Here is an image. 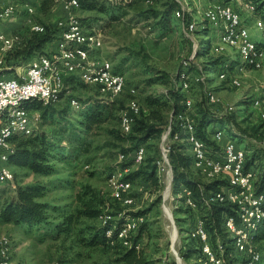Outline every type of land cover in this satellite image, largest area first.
I'll return each instance as SVG.
<instances>
[{
  "label": "rangeland",
  "instance_id": "rangeland-1",
  "mask_svg": "<svg viewBox=\"0 0 264 264\" xmlns=\"http://www.w3.org/2000/svg\"><path fill=\"white\" fill-rule=\"evenodd\" d=\"M11 1L18 4V10H15L9 20H0V28L4 29V32H11V30L15 32L26 31V28L23 29L27 14L25 3L35 7L31 19L44 23L55 25L56 20L62 13L58 0H6L5 2ZM95 1H97L99 8L94 10L78 9L79 16L86 20L85 28L88 31L102 33V44L89 50L87 61H91V63H88V67L85 68L97 69L104 60H109L114 69L125 76L127 88L129 85L130 87H136L135 96L141 104L142 113L145 115L150 113L152 107L155 108L164 103L161 106L164 131L158 137L146 142V144L150 142L153 145L152 148H149L148 153L145 149L146 155L153 154L155 150L161 157L162 146H169L174 140H179L174 137H168L167 140L162 139V135L166 134L167 128H171L169 121L172 113V100L169 99L170 94L167 93L171 87L183 92L185 100L189 99L191 101V104L187 106L189 119H192V112L196 111L197 107H209L211 111L228 118L235 129H238V127L243 129L250 136V139L246 138L247 145L250 144V146L260 147L264 150V126H260L262 122L259 121V110L252 104L253 99L260 96L261 89H264V33L255 27L256 20L262 18L259 11L256 9L249 11L239 1L234 3L241 14L243 23L249 28L252 40L261 44H259L262 51L260 66L246 65L251 68L244 71L242 70L244 67L239 68L240 64H238L235 71L237 69L242 70L240 73L236 72V75L240 77V86H235L219 77L221 70L226 67L219 71L220 67L214 66L205 69L206 72L201 70L199 73L188 70L191 74L201 75L203 80L202 82H195L192 78L190 86L182 90L179 71L186 72L188 66L201 64L204 56H199L198 51L200 45H206L204 41H208L209 59H214L216 55L223 53L226 58H231L234 62L238 60L241 62L235 49L225 48L220 50L218 48L216 42L218 28L209 23L203 15L208 0H181L190 8L185 17L188 18L189 16L188 21L193 24L192 31L186 27L188 23H184L182 17L178 16L176 7L169 11L166 16V23H157L163 13L158 18H148L145 15V10L149 8L163 12L169 6L168 3L171 0ZM129 2L130 4H127ZM13 17L14 20H11ZM14 21L19 22V26H14ZM25 33L27 35V32ZM24 61L27 62L28 60ZM198 67L200 68V66ZM85 68L80 69L78 73L70 74L79 77L75 76L71 79L74 83L72 86L65 88L64 85L60 100L53 105L58 109H65L64 119L47 116L44 118L40 110L32 109L31 111L28 109L30 116L27 121L32 127H35V132L45 129L47 132L58 134V137L63 138L62 142L59 141L64 145L63 153L58 152L54 159L57 171L49 175L36 174L27 168H20L6 162L10 169V175L0 183V201L12 196L17 185L40 181L47 185L42 199L57 207V210H50L51 220L58 219L59 221L62 213L73 211L78 206L76 195L82 191L84 185L88 184L98 190L110 203H113L114 207L110 211L121 210L123 216L128 215L131 217L134 215L126 214V210L143 211L142 215L134 217H139L135 221L146 222L140 243L146 245V255L152 260L153 264H172L173 261L178 264L173 249L181 257V264H199L198 256L195 254H191L189 257L180 255L185 244L189 241L187 233L191 224L190 219L187 221L185 213H177V207L185 204L181 200L182 197H176V193H179L181 187L184 186H180V189L173 193V171L170 161L169 164H166V173L160 170L161 167L163 168V162L158 166L160 184L157 189L138 178L134 180V183L131 181L130 193L133 194L134 198L132 204L124 205L112 198V185L108 177L111 171L123 161L119 154L120 141L116 139L115 135L116 131L120 129L119 114L125 109L126 105L124 103L128 101L129 95L125 94L117 99L110 100L108 95L99 91L96 84L86 83L87 79L82 72L85 71ZM10 72L9 76L15 74L16 67H13V71ZM162 72L167 75V78L156 79ZM1 75H5V73ZM219 83L224 85L220 84L217 87L216 85ZM222 89L223 91L219 93ZM208 93L213 94L214 99H209ZM72 96L78 97L80 101L78 107L70 105L69 99ZM98 100L108 102L117 100V103L108 104V106L111 105L110 116L104 122L94 125L91 130L85 131L81 127L79 119L83 117V112ZM209 100L219 103H213ZM152 101H155L153 106L150 105ZM243 103H249L252 112H241L243 110L239 107ZM229 105H232L233 109L227 111L225 106ZM119 107H122V109L120 110ZM176 119L178 124L179 120L177 117ZM22 128L23 126L15 127L14 131L21 133ZM222 128L223 131L216 130V132L221 131L226 135L229 134L225 127ZM233 139L231 141L237 143L238 146H244V141H240L235 136H233ZM72 145L80 146V148H77L82 152L79 151L78 155L70 156L68 149ZM187 151L189 153V149ZM143 163V160L140 162L134 161L130 169L133 170L143 165ZM191 168L196 177L208 180L193 165H191ZM250 168L256 171L257 176V170L253 167ZM168 173L170 175L167 177L166 174ZM166 209L169 210V214L165 211ZM197 216L199 215H194L195 221ZM176 217L184 219V221H180L181 225L178 224ZM101 221V218L88 219L82 217L80 223L74 225V232L69 237H65L64 234L55 236L51 227L49 228L46 225L30 227L0 222V237L6 235L11 239V254L7 264H49L52 259H60L64 264H116L114 262L116 254L112 248L102 245H88L79 238L77 232L79 227L99 225ZM180 227H183V229ZM174 231L175 235H173ZM262 255L264 256V251H262Z\"/></svg>",
  "mask_w": 264,
  "mask_h": 264
},
{
  "label": "trees",
  "instance_id": "trees-1",
  "mask_svg": "<svg viewBox=\"0 0 264 264\" xmlns=\"http://www.w3.org/2000/svg\"><path fill=\"white\" fill-rule=\"evenodd\" d=\"M247 1L253 3L254 10L256 9L259 11L262 15L261 19H264V0ZM130 2L127 4H130ZM79 3V8L82 9L94 10L99 8L97 1L95 0H79ZM168 5L169 6L163 12L149 8L145 10V15L148 18H158L160 14L163 13L161 19L157 21V23H166V16L169 14V11L173 10L175 7L177 9L179 3L177 0H171ZM185 16L182 18L183 22L189 23V16L188 18ZM80 18V20L86 22L84 18ZM185 20H187V22ZM42 23L46 26L44 32L37 33L29 31L30 35H23L22 40L17 43L16 47L5 55V64L3 65V68L0 69V75L13 71V65L19 60H28L29 58L31 60L35 53L42 51L45 43L57 37V35H55L56 26L54 24ZM207 42L208 41H204L206 45L199 46L198 55L204 56L201 64L195 66L191 65V67L188 66L186 72L189 70L190 72L199 73L201 70L204 71L205 69L214 66H219V71L224 67L230 70L229 58H226L223 53L216 55L214 59L208 58L210 53ZM198 66H200V68ZM10 67L11 69H9ZM179 73H181V70ZM75 76L79 77L78 75H67L64 79V85L65 81H67L66 79ZM159 78H167V75L162 72L156 79ZM80 80L82 81L83 79L80 77ZM167 93L170 94L168 97L172 100V113L169 121L172 126L168 135L169 138H172L174 133L177 132L176 130L181 132V129L177 125L176 117L181 112H184L186 103L184 93L175 87L169 88ZM115 102L117 103V100L110 102L98 100L93 102L90 107L83 112V117L79 119L81 127L85 131H88L91 130L94 125L104 122L108 116H110L111 105L108 106V104ZM154 103L155 101H152L150 102V105L153 106ZM54 104L55 103L43 104L38 99H30L25 103V106L28 109L40 110L44 118L47 116L64 119L65 109H58L53 106ZM163 104L164 103H161L160 106H156L155 108L152 107L148 115L143 114L140 109V113L135 117L130 132L123 133L121 129L116 131V139L120 141V145L118 146L120 153H130L140 145H144L146 153H148L149 148H152L153 145L150 144V142L146 144V142L158 137L164 131V118L161 108ZM119 108L120 110L122 109V107ZM120 115L121 114H119V116ZM191 116L192 122H195L194 129L196 136L203 139L208 147L213 146L216 150H219L220 148H217V142L211 137L214 132L213 130H215L216 127H225L230 135L237 134V136L250 139V136L247 135L243 129L239 127L238 129H235L229 122L228 118L211 111L209 107L199 106L196 108V111L192 112ZM260 126H264V122L260 123ZM34 130L35 129H33L32 133L28 135H23L22 132H13L10 136L11 147L9 149L7 163L14 164L20 168H27L36 174L49 175L55 173L57 167L54 164V159L58 152L61 151L63 153L62 150L64 149V145L61 143L63 138L58 137V134L49 133L45 129H40L36 132ZM180 135L184 136L183 132ZM169 146L170 149L167 155L173 171V193H176L181 185H185L191 190L192 196L197 201L198 205V208L196 209L197 211L195 210L194 213L192 209L182 204L183 206L177 207V213H185V215H187V221L190 219L191 226L194 215L198 214L204 221L205 228L209 233L212 244L215 245L217 237H219L224 243H227L225 249L227 255L224 264H242L244 262L242 256L228 255L232 249L230 245L231 239L227 236V233L224 230V221L226 217L228 215H236L235 204L229 201H217L208 205L203 200V197L210 192L219 191L223 186H228V179L226 177H218L206 180L201 177H196L192 173V157L191 153H188L187 151L188 147L186 143L181 140H174ZM77 147L80 148L78 145H72L68 149L70 156L79 154L80 149ZM213 147H210V151L212 154L214 153L213 155H216L217 153L214 151ZM246 149L245 167H254L257 170L255 190L260 192L264 190V150L260 147L250 146V144L247 145ZM158 157L159 155L155 150L151 155L145 154L143 165L129 171L127 173L128 175L126 174V178L130 179L133 183L134 180L141 178L143 181H146L157 189L160 184L158 165L156 163ZM124 164L131 166L134 164V161L128 157L120 163L121 166ZM46 189L47 185L40 181L25 185H17L12 196L0 201V222L12 223L14 225H27L30 227H41V225H46L49 228L51 227L55 236L64 234L65 237H69L74 232V225L79 224L82 217L88 219H102V217L107 216L106 214H110L114 216V218L107 219L106 223L79 227L77 229L79 238L88 245H102L107 248H112L116 254L114 260L116 264H153L152 260L146 255V245L144 246L140 244L139 247H136V245L141 242L142 233L146 224L145 221L139 225L135 234L131 237V245L124 246L115 236H106V230L116 224V222L123 220L124 216L118 217L121 210L110 211L114 207L113 203H110L105 197H103L98 190L88 184L84 185L82 191L76 195L78 206L73 211L62 213L59 221L58 219L52 221L50 210H57V207L42 199L45 195ZM142 213V210H126V214L134 216H140ZM176 220L179 225H181L180 221H184V219L179 217H176ZM261 221L262 223L254 235V241L256 242L258 249L262 252L264 251V218ZM180 228L183 229V227ZM111 240H113V243H110ZM199 252L200 248L198 242L195 239L189 238V241L185 244L180 255L183 257H189L191 254L199 256ZM172 264H176L175 261H173ZM258 264H264L263 255L262 260Z\"/></svg>",
  "mask_w": 264,
  "mask_h": 264
},
{
  "label": "bare ground",
  "instance_id": "bare-ground-1",
  "mask_svg": "<svg viewBox=\"0 0 264 264\" xmlns=\"http://www.w3.org/2000/svg\"><path fill=\"white\" fill-rule=\"evenodd\" d=\"M57 1V0H56ZM67 1H77V0H67ZM221 3H226L230 7L231 13H233V22H235V28L236 31H238V34L242 37V40L245 41V43H239L236 41L235 37L233 36L232 31V25L228 21H226V13L224 12L223 7H220L219 2L217 0H208V5L203 11L204 17L209 21V23H212L214 26L218 28V40L217 45L220 50H223L225 48H232L235 49L240 56L239 62V68H243L246 65H251L252 67H259L260 66V57L262 56V51L260 48V45L258 42L253 41L249 32V28L243 23L241 14L239 10L234 6V3L237 1L241 2L244 7L249 10H254V5L250 1L247 0H219ZM179 3V7L176 9V13L180 15L182 18L187 14V11H190V8L185 4L182 3L181 0H177ZM28 5V12L34 13V6L31 4ZM3 9L5 10V14L12 15L15 12L14 6H11V2H2ZM25 10L27 12V6H25ZM184 13L185 15H182ZM188 26H190L188 28ZM190 31L193 30V24L188 23L186 26ZM255 27L261 30L264 33V19L258 18L255 22ZM28 32H44L46 27L45 25L37 21L36 19H30V26L27 27ZM73 31L76 32V38L71 37H64L62 39V51L63 54L66 56L60 57V64H65L67 67H77L81 64V60L87 61L89 50L92 48H96L102 44L101 37L99 40V32L94 31H88L84 25H81L80 19H74L73 20ZM18 32V31H17ZM0 33H6L4 31H0ZM59 35H57V39L59 42ZM23 38V35L18 34H7L6 35V41H2V48H11V45H14L16 47L17 43H19ZM247 45V46H246ZM247 47L251 50H247ZM254 51L258 55V62L257 58L254 57ZM86 52V53H83ZM33 60V57L32 59ZM29 62V64L24 68L23 72H31L37 70V63H47V60H50V53L48 54H41L36 56V63H33V61ZM107 63V65H106ZM105 66H106V72H105ZM85 68V67H84ZM83 72V76L87 79L88 74H91V78L98 79V81H107L109 80V74L114 76H120L121 81V93L120 96H123L125 94H128V101H132V105H140V102L138 101L136 95V87H133L129 85L127 88L126 78L125 76L114 69V66L109 60H104L99 68L97 69H90L85 68V71ZM73 73H69L67 75H70ZM237 73L231 72V70L225 68L222 69L219 73V77L222 80H227L231 84L235 86H240L241 81L239 80L240 77L236 75ZM15 75V74H14ZM10 75V76H14ZM66 75V76H67ZM4 76H0V82L4 79ZM9 76V75H8ZM193 78V79H192ZM194 80L195 82H201V75L191 74L189 72H181L179 75V81L181 84V89H187L190 86V80ZM203 80V77H202ZM95 84L98 86L99 91L105 94V85L103 82H95ZM262 88V87H261ZM63 88H55L53 92H46L45 94V86L43 85H30V92L35 93H29L26 95H23L19 98H15L12 100L11 103V110L12 112H20L21 115H23L26 118H18V120L11 122L5 126H2L0 129V142L3 146H10L11 147V140L10 136L14 132L15 127H21L22 134L28 135L31 134L34 127L30 125V123L27 121L30 112L28 108L25 106V103L30 99H38L43 104H49V101H56L57 99H60V93ZM106 90H114V83H106ZM260 96L253 99L252 104L254 107L258 108L259 110V118L264 121V89H261ZM209 99H214V95L211 93H208ZM110 97V95H108ZM185 103L187 106L191 104V101L189 99L185 100ZM70 105L72 107H78L80 105V101L77 98L76 100H72V97L70 98ZM229 110L233 109L232 105H229ZM141 106H135L133 108V113L131 115V105H126L125 109L120 115V129L123 133H128L132 129V125L134 123L135 117L140 113ZM131 115V119H130ZM7 116H9V109H2V112H0V124H6L7 123ZM179 120V128L181 129V132L176 130L174 133V138H177L183 142L186 143L189 152L191 153L192 162L191 165H193L194 168H197L199 171H201L208 180L215 179L218 177H226L229 181L228 186H223L219 191L210 192L208 195H205L203 197V200L206 204H210L212 202H221V201H229L233 204H235L236 207V215H228L225 219V221H233L236 220L237 217L242 216L243 212V221H261L264 218V190L257 192L255 190V180H256V171L252 168L245 167V150L242 147H239L237 144H235L233 141L228 140L226 143H230L234 149L237 151V157L234 155H227L226 158H221L216 155H213L210 151V147L206 144V142L201 139L200 137L196 136L194 125H191L190 122H192L190 117H188V113L184 112L177 116ZM177 124V125H178ZM171 128L168 129V134ZM183 132L184 136H181L180 134ZM216 133V134H215ZM215 135H218L220 138L222 137L221 131H215ZM213 134V135H214ZM164 145V144H163ZM166 147V145H165ZM162 146V148H165ZM10 149V148H9ZM198 151H201V155L205 157V159H201L200 153ZM134 152H139L138 158L133 156ZM9 150L4 153V157L2 159V165H1V172L2 175H0V183L5 181L9 175H10V169L7 165V158H8ZM145 155V147L143 145H140L138 148H136L134 151H131L130 153H120V157L125 160L126 158H131L133 161L140 162L143 160ZM164 160L166 161V164H169V159L167 156V152H164ZM163 162L162 158L159 157L156 160L157 165H161ZM221 165V168L220 166ZM237 166L238 169H244V177L249 181V186H254L253 189L249 190V199L248 202H241L239 204L241 193L247 192V183L245 182H238V174L236 172H227L223 170L222 168H233ZM160 170H163L161 167ZM131 171L129 165H119L115 169H113L108 177L110 184L112 185V193L116 192V189H123V186L125 183H128V194L131 195L130 189L132 187L131 180L126 178V174ZM128 175V174H127ZM170 175V173L167 174V177ZM172 177V176H171ZM184 187H181L179 190V193H176V197L180 198L182 197V201L185 205H187L190 209L196 210L198 208L197 201L193 198L191 190L186 187L185 185H181ZM224 188H225V195L224 196ZM186 189V193L183 192V190ZM115 200L119 201L120 203L124 205H130L132 204L134 198L132 197H125V196H115ZM169 214V210H165ZM123 213H119V216H123ZM109 216V215H107ZM107 216L102 217L107 218ZM136 219H139V217H129L124 216L123 220L126 221H135ZM196 221H203L201 217L197 216ZM173 235H175V231L173 232Z\"/></svg>",
  "mask_w": 264,
  "mask_h": 264
},
{
  "label": "built area",
  "instance_id": "built-area-1",
  "mask_svg": "<svg viewBox=\"0 0 264 264\" xmlns=\"http://www.w3.org/2000/svg\"><path fill=\"white\" fill-rule=\"evenodd\" d=\"M108 1V0H107ZM219 2L220 7H223L224 12L226 13V21L232 25L233 36L235 37L236 41L239 43H245L242 40V37L238 34L235 28V22H233V13L230 11V7L226 3ZM62 13L56 20V32L55 35H59V42H55V48L52 50H48L46 52H39L33 55V63H36V56L41 55V53H50V60H47V63H37V70L31 72H23V70H18L16 68V73L14 76H4L2 82H0V112L2 109H9V116H7V123L0 124V129L2 126H5L11 122L18 120V118H26L21 115L20 112H12L11 110V103L12 100L15 98H19L23 95L30 92V85H43L45 86V94L46 92H53L55 88H64V79L67 74L69 73H78L80 69H84V67H88V63L91 61H83L81 60V64L77 67H67L65 64H60V57L66 56L63 54L62 51V39L64 37H71L76 38V32L73 31V20L74 19H81L80 16L77 14V10L79 8V0L77 1H67V0H58ZM121 3V2H120ZM11 6H14L15 10L18 8V4L14 1H11ZM27 6V14L25 19V26H30V19L32 17V12H28V5L27 3L24 4ZM124 6V5H122ZM182 15H185L182 13ZM9 17L12 15L5 14V10L2 6V0H0V20H9ZM187 22V20H185ZM81 25H85V22L81 20ZM46 27V26H45ZM190 26H188L189 28ZM23 31L18 32H9V33H0V67L5 64V55L14 49V45H11V48H2V41H6L7 34H18L21 35ZM102 37V33L99 32V40ZM247 46V45H246ZM247 50H251L247 47ZM219 51V50H218ZM86 53V52H83ZM254 57L257 58L258 62V55L254 51ZM107 65V63H106ZM106 72V66H105ZM202 82V76L201 80ZM95 82H103L105 85V95H110L111 99H117L120 97L121 93V81L120 76H114L109 74V80L107 81H98V79L91 78V74H88L87 82L89 84L95 85ZM106 83H114V90H106ZM77 96H72V100H76ZM60 99L56 101H49V103H56ZM213 103V100H209ZM124 105H131V115L133 113V108L135 106L140 105H132V101H125ZM225 109L229 111V107L225 106ZM184 112L188 113L187 105ZM130 115V119H131ZM191 125H195V122H190ZM169 126H172L171 123ZM212 139L216 142H219L221 139L218 135H211ZM168 138V128L166 134L162 135V139ZM170 146H166L162 148L161 151V158L163 160V172L166 173V161L164 160V152H169ZM213 147V146H210ZM10 146H3L0 142V161L4 157V153L8 151ZM217 155L220 156L222 159L226 158L227 155H234L237 157V151L233 148L230 143H224L223 146L216 150ZM201 159H205L203 155H201ZM133 156H139V152H134ZM1 165L0 164V175L1 172ZM221 168V165H219ZM227 172H236L238 174V182H245L247 183V192L241 193V198L239 204L241 202H248L249 199V190L253 189L254 186H249V181L244 177V169H238L237 166L234 165L233 168H222ZM167 176V174H166ZM186 193V189L183 190ZM112 198L115 200V196H125V197H132L133 195L128 194V183H125L123 189H116L115 193H112ZM224 196L225 195V188H224ZM114 217V216H113ZM112 215L109 214L107 218H103L101 223H106L107 219L113 218ZM119 217V215H118ZM116 218V217H115ZM143 221H126L121 220L116 222L112 227L106 230L107 237L115 236L124 246H130L131 244V237L135 234L136 230L138 229L139 225ZM262 221H243V212L241 217H237L236 220L233 221H224V230L227 233V236L231 239L230 245L232 247L231 251L228 255H239L244 258V262L242 264H258L262 260V252L258 249L256 242L254 241V235L258 231ZM189 238L195 239L200 248V254L198 256L199 264H224L226 260V244L219 237L216 239L215 245L212 244L210 240V236L208 231L205 228L204 221H195L194 218L192 220V226L189 228L187 233ZM113 243V240L110 241ZM141 243H138L136 247H139ZM11 239L10 237L3 235L0 237V264H7L8 258L11 254ZM179 255V254H178ZM177 259V254H175ZM180 257V256H179ZM181 259V257H180ZM181 262V261H180ZM49 264H64L59 259H52Z\"/></svg>",
  "mask_w": 264,
  "mask_h": 264
},
{
  "label": "crops",
  "instance_id": "crops-1",
  "mask_svg": "<svg viewBox=\"0 0 264 264\" xmlns=\"http://www.w3.org/2000/svg\"><path fill=\"white\" fill-rule=\"evenodd\" d=\"M5 1L6 0H4V3H5ZM17 10H18V8H17ZM79 13V11L77 10V14ZM16 15H17V11H16V13H15V18H16ZM79 15V14H78ZM14 17L11 19V20H14ZM24 21H25V19H24ZM14 26H19V22H17V21H14ZM23 24H25V22L23 23ZM89 24V23H88ZM22 26V25H21ZM26 28V29H25ZM23 29H25L26 31L25 32H27V35H25L26 33L25 32H23L22 34L23 35H25V36H29V33H28V29H27V27L26 26H24L23 27ZM0 31H4V29H1L0 28ZM11 32H15V31H13V30H11ZM6 33H9L8 31H6ZM217 34V39H218V32L216 33ZM59 37V36H58ZM56 39L57 38H54V39H52L51 41H49V42H47V43H45L44 44V46H43V48H42V51H48V50H52V49H54L55 48V42H58V41H56ZM217 39H216V42H217ZM260 44V43H259ZM261 45V44H260ZM30 60V58L28 59V61L27 62H25L24 60H19V61H17L13 66L14 67H16L18 70L20 69V70H24V68L28 65V62H30L29 61ZM229 64H230V70H231V72H233V70H234V72H242V70H244L245 71V69H247V68H251V67H249V66H244V68L241 70V71H239L238 69H237V71H235V68L237 67L238 68V64H239V60L237 61V62H234L233 61V59H229ZM234 66V67H233ZM9 74H11V72H6L5 73V75H9ZM207 74V73H206ZM12 75H14V74H12ZM208 75V74H207ZM0 76H2V75H0ZM217 76V75H216ZM72 78H74V77H70L69 79H66L67 81H65V88L66 87H69V86H72V84H74L73 82H71V79ZM210 78V77H209ZM207 79H208V77H207ZM220 84H223V83H219L218 85H216L217 87H219V85ZM224 85V84H223ZM221 87V86H220ZM219 91V90H218ZM218 91H217V93H218ZM221 91H223V89L222 90H220L219 91V93L221 92ZM257 92V91H256ZM240 109H242L243 111H241V112H252L251 110H250V106H249V103H243V104H241L240 105V107H239ZM31 111H32V109H30ZM35 113H36V111H35ZM38 114V113H37ZM259 121H261V120H259ZM262 123L264 122V121H261ZM226 129V128H225ZM216 130H222L223 131V128H220V127H216L215 128V130H213L214 132L216 131ZM213 132V133H214ZM213 133H212V135H213ZM229 133V132H228ZM233 136H235V137H237L240 141H244V146L242 147V148H244L245 149V151H246V153H247V149H246V147H247V139L246 138H243V137H241V136H237V134L235 135V134H233V135H230V134H225L224 132H223V135H222V137H221V139L219 140V142H217V148H219V147H221V146H223V144L224 143H226L228 140H234L233 139ZM237 144V143H236ZM238 145V144H237ZM240 146V145H239ZM241 147V146H240ZM0 164H2V162L0 161ZM254 168V167H253Z\"/></svg>",
  "mask_w": 264,
  "mask_h": 264
},
{
  "label": "water",
  "instance_id": "water-1",
  "mask_svg": "<svg viewBox=\"0 0 264 264\" xmlns=\"http://www.w3.org/2000/svg\"><path fill=\"white\" fill-rule=\"evenodd\" d=\"M171 174H172V172H171ZM173 251H174L175 254H177V259H176L177 260V263L178 264H181V262H180L181 259H180L179 255H178V252L176 250H174V249H173Z\"/></svg>",
  "mask_w": 264,
  "mask_h": 264
}]
</instances>
